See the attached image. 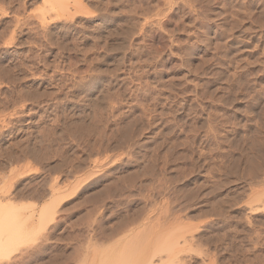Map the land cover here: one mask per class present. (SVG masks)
Listing matches in <instances>:
<instances>
[{
  "label": "rangeland",
  "instance_id": "1",
  "mask_svg": "<svg viewBox=\"0 0 264 264\" xmlns=\"http://www.w3.org/2000/svg\"><path fill=\"white\" fill-rule=\"evenodd\" d=\"M0 200L1 264L162 216L189 264H264V0H0Z\"/></svg>",
  "mask_w": 264,
  "mask_h": 264
},
{
  "label": "bare ground",
  "instance_id": "2",
  "mask_svg": "<svg viewBox=\"0 0 264 264\" xmlns=\"http://www.w3.org/2000/svg\"><path fill=\"white\" fill-rule=\"evenodd\" d=\"M51 9V8H50ZM231 42V41H230ZM240 51V50H239ZM190 143V142H189ZM193 145V144H192ZM245 146V145H244ZM222 150V149H221ZM188 151V150H187ZM224 151V150H223ZM181 155V154H180ZM225 156V155H224ZM193 158V157H192ZM245 158V157H244ZM155 159V158H154ZM256 164V163H255ZM262 166V165H261ZM218 167V166H217ZM263 167V166H262ZM223 168V167H222ZM211 170V169H210ZM154 172V171H153ZM221 172V171H220ZM2 180V179H1ZM178 181V180H177ZM216 181V180H215ZM253 184V183H252ZM186 185V184H185ZM21 188V187H20ZM23 189V188H22ZM28 190V189H26ZM32 193V191H30ZM25 193V192H23ZM66 194V193H65ZM64 194V195H65ZM214 194V193H213ZM63 195V194H61ZM63 195V196H64ZM73 195V194H72ZM29 196V194H28ZM132 196V195H131ZM53 198V197H52ZM71 198V197H70ZM202 198V197H201ZM260 200V199H259ZM54 201V200H53ZM231 201V200H230ZM25 202V201H24ZM131 202V201H130ZM217 202V201H216ZM0 203H1V200H0ZM23 203V202H22ZM31 203V202H30ZM262 203V202H261ZM2 204V203H1ZM0 204V205H1ZM47 204V203H46ZM55 205V204H53ZM51 206V203L49 205H45L43 206L41 209H38V211H36L35 213L32 214V223H35L34 227L37 228V230L39 231H44L46 229V227H48L47 225L49 224V222L52 220V217H53V210L54 206ZM144 205V204H143ZM23 206V205H22ZM1 207V206H0ZM56 207V206H55ZM2 208V207H1ZM224 208V207H223ZM3 209V208H2ZM1 209V210H2ZM56 212V211H54ZM165 212V211H164ZM168 212V211H167ZM172 213V212H171ZM171 213H167L169 215H171ZM219 213V212H218ZM225 213V212H224ZM55 214V213H54ZM166 214V215H167ZM228 214V213H227ZM149 215V214H148ZM146 216V215H145ZM234 216V215H233ZM139 217V216H138ZM163 217H167L168 216H162ZM171 217V216H170ZM169 217V218H170ZM174 217V216H173ZM231 217V216H230ZM3 217L1 216V219ZM148 218V217H146ZM167 218H163L162 220H158L157 222V219L155 221V226L154 225L149 228L150 226V223H147L144 224L146 225L144 227L145 228H148L145 229L147 231H144L143 230H138L136 228H132L131 226L134 225L133 223H136L135 219L134 222H130L129 226L128 227H125L128 231L127 233H129V236H125L127 237V240L126 242H122L124 245H122L120 243V240L119 242L116 241L115 244H113L112 246L106 248V249H103L102 251L106 252V253H110L111 255L109 256H104L103 255V258H100L97 260V258L95 257L97 255V251H95V255H93V257H91L90 255L88 256H85L84 257V254L82 255V253H79L81 254V257L77 252L79 251H73V250H69L70 253H68L67 251L66 252H63L62 255L58 256L57 258H55V260L53 261L54 264H187L188 263V260L186 261V258H185V255L187 253H189L190 251H192V249H194L196 246L195 244H193V238H189V240H187V238L183 240V245H179V244H182L181 242L179 243V240L175 239V241H172V238L174 237V235H177V237L180 235H184L185 233H187V237H189V233H190V230L188 229L187 226H183V227H180V228H173V229H170L171 227L167 228L165 226H167V222L166 220L168 221ZM55 219V218H54ZM143 219V218H142ZM129 220H131V218L129 217ZM132 220V221H133ZM155 220V219H154ZM153 220V221H154ZM171 220V219H170ZM7 222V220H5ZM151 222H153L152 220H150ZM149 221V222H150ZM1 222V221H0ZM23 222V221H22ZM143 222V221H142ZM187 222V221H186ZM18 223V222H17ZM126 223V222H124ZM129 223V222H128ZM139 223V222H138ZM140 224V223H139ZM139 224H135L134 226H137V228H140L138 227ZM154 224V222L152 223ZM166 224V225H165ZM182 224V223H181ZM32 225V224H31ZM72 225V224H71ZM123 225V223H122ZM127 226V223L125 224ZM149 225V226H148ZM113 226V225H112ZM124 226V225H123ZM189 226V225H188ZM33 227V226H32ZM55 227V226H54ZM129 227H131V229H129ZM154 227V228H153ZM178 227V226H177ZM24 228V227H23ZM122 228L117 230V232H122L124 231L125 228H123L122 226L120 227ZM190 228V227H189ZM12 227L9 226L8 224L6 223H1L0 224V255H7L9 252H10V249L11 248V243H12V239L13 238V230H11ZM25 229V228H24ZM23 229V230H24ZM28 229V228H27ZM31 229V228H30ZM125 229V231H126ZM193 229V228H191ZM33 230V229H32ZM195 230V229H194ZM193 230V231H194ZM21 231V230H20ZM29 231V230H28ZM31 231V230H30ZM36 231V230H35ZM46 231V230H45ZM124 231V232H125ZM193 231H191V233H193ZM37 232V231H36ZM34 232V233H36ZM113 232V231H112ZM116 232V233H117ZM119 232V233H120ZM21 233V232H20ZM25 233V231H24ZM119 233L116 235L115 232L114 234L117 236H119ZM123 233V232H122ZM32 234V233H31ZM112 234V236L114 235ZM150 234V235H148ZM108 235H111V234H108ZM112 236L109 237L112 239ZM185 237V236H184ZM108 238V236H107ZM115 238V237H113ZM76 239V238H74ZM74 239H72L74 241ZM81 239V238H80ZM118 239V238H117ZM122 239V238H121ZM126 239V238H125ZM70 240V241H72ZM89 240V238H88ZM192 240V241H191ZM68 242V240H66ZM79 241V240H77ZM86 241H87V238H86ZM113 241V240H112ZM124 241V240H123ZM190 243H189V242ZM238 241V240H237ZM11 242V243H10ZM76 242V241H75ZM89 242L90 244L93 242L91 241H87ZM72 243V242H71ZM70 243V244H71ZM74 243V242H73ZM72 243V245H73ZM78 243V242H77ZM88 243V244H89ZM103 243V242H102ZM80 244L81 246L82 245H85L87 244L85 241L82 243L80 242L77 246L78 248L80 247ZM89 244V245H90ZM93 244V243H92ZM67 245H69L67 243ZM76 245L74 246V250H78V249H75L76 248ZM105 245V244H104ZM194 245V246H193ZM246 245V244H245ZM87 246V245H86ZM64 247H66V244L64 243ZM68 247V246H67ZM70 247V246H69ZM85 246H82V248L84 249ZM92 247V246H90ZM98 247V246H97ZM193 247V248H192ZM94 248H96L94 246ZM101 248V247H98V249ZM80 249V248H79ZM93 249V247H92ZM97 249V248H96ZM97 249V250H98ZM64 250V249H63ZM196 249H194V252H197V250L195 251ZM255 250V248H254ZM74 252L76 254H72L71 253ZM101 251V252H102ZM43 252V251H42ZM81 252V251H80ZM94 252V251H93ZM100 252V253H101ZM190 252V253H191ZM242 254V253H241ZM86 255V254H85ZM259 255V254H258ZM38 256V255H37ZM188 256V255H186ZM191 257V256H190ZM193 257V256H192ZM3 258V257H2ZM91 259V260H90ZM192 259V258H191ZM9 260V259H8ZM191 262V261H190ZM249 262V261H248ZM2 263V262H1ZM0 263V264H1ZM202 263V262H201ZM256 263V262H255ZM189 264V263H188Z\"/></svg>",
  "mask_w": 264,
  "mask_h": 264
}]
</instances>
